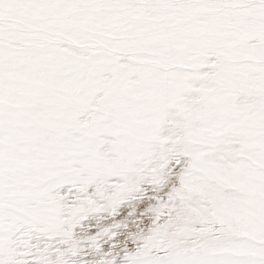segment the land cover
I'll return each instance as SVG.
<instances>
[{"label": "snow or ice", "instance_id": "1", "mask_svg": "<svg viewBox=\"0 0 264 264\" xmlns=\"http://www.w3.org/2000/svg\"><path fill=\"white\" fill-rule=\"evenodd\" d=\"M0 264H264V0H0Z\"/></svg>", "mask_w": 264, "mask_h": 264}]
</instances>
